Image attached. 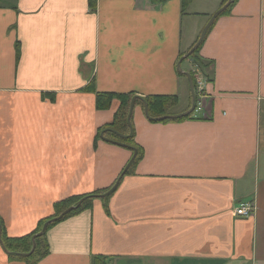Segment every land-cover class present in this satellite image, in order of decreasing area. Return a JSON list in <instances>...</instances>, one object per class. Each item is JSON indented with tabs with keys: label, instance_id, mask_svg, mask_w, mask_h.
Masks as SVG:
<instances>
[{
	"label": "crops",
	"instance_id": "obj_1",
	"mask_svg": "<svg viewBox=\"0 0 264 264\" xmlns=\"http://www.w3.org/2000/svg\"><path fill=\"white\" fill-rule=\"evenodd\" d=\"M223 1L0 3V238L111 187L49 226L31 263L0 239V264H264V0H234L215 20L202 69L185 57ZM182 58L193 112L153 120L135 102L131 134L110 129L129 144L107 137L121 100L101 109L100 93L191 109ZM244 203L256 206L248 217Z\"/></svg>",
	"mask_w": 264,
	"mask_h": 264
},
{
	"label": "trees",
	"instance_id": "obj_2",
	"mask_svg": "<svg viewBox=\"0 0 264 264\" xmlns=\"http://www.w3.org/2000/svg\"><path fill=\"white\" fill-rule=\"evenodd\" d=\"M189 0H183V6L188 5ZM228 0H224L223 4H226ZM225 13V12H224ZM199 48L195 50V52L191 55V57H196L197 52ZM195 62H197L200 66V68H203V63L198 62L197 59H195ZM98 100H97V105L99 108H107L109 106V103H111L113 98H119L121 100V107L118 110V112L115 115V121L113 124L105 128L103 131H105V134L107 137L121 141L125 144H129V141L131 140V137L128 139H122L116 134H114L111 130L118 131L122 133L123 135H129L131 134V129L128 126L127 118L130 110V105L132 99L135 97L133 94L131 95H126V94H115V93H100L98 94ZM136 103H142V104H147L148 108V113L150 118H158L166 115H170V109L177 103V98L175 96H167V95H153V96H148L146 98H137ZM129 171V170H128ZM111 190V187L105 190L97 191L91 194H86V195H80V196H72L66 200L56 202L54 204V213L42 220L38 226V228L32 232L31 234L21 236V237H7L5 235V229L3 226V241L5 246L9 249L11 254H20V253H28L32 250L33 247V242L32 238L33 236L40 232L42 230L43 225L48 221L51 220L55 217H58L62 212H64L67 208L76 205L80 200L84 199L82 204L74 211H72L69 214L77 213L85 208H88L92 205V201L96 195H103L106 194L107 192ZM111 193L105 195L102 198L104 200H107L109 198ZM68 214V215H69ZM68 215L64 216L67 217ZM54 222H52L49 226L53 225ZM48 226V227H49ZM48 245L46 241V233H44L41 237H37L36 239V249L34 253L32 254V257H24L28 262L31 263V259L37 260L39 257H42L47 253ZM99 258L95 257V264L98 263Z\"/></svg>",
	"mask_w": 264,
	"mask_h": 264
},
{
	"label": "water",
	"instance_id": "obj_3",
	"mask_svg": "<svg viewBox=\"0 0 264 264\" xmlns=\"http://www.w3.org/2000/svg\"><path fill=\"white\" fill-rule=\"evenodd\" d=\"M234 0H228V2L226 4H224L221 8H219L213 15L212 17L210 18V20L208 21V23L206 24V26L203 28L202 30V33L198 39V41L196 42V44L191 48V50L185 55V57H189L199 46L200 44L203 42L209 28L212 26V24L215 22V20L233 3ZM184 58L181 59L178 67H179V70L180 72H182L183 74H185L188 78H189V82H190V87H191V92L193 94V104L191 106V109L190 110H187L186 112H183L181 114H177V115H166V116H162V117H159V118H154L153 120H164V119H175V118H181V117H185V116H188L190 115L193 110L195 109V91H194V83H193V78L191 76V74L189 72H185L182 68H181V62ZM135 100L136 98H133L132 100V103H131V106H130V111H129V115H128V123L129 125L131 126V119H132V115H133V112H134V105H135ZM145 115L147 118L149 119H152L149 117V113H148V108H147V104L145 103ZM122 136L124 137L125 135L122 134ZM120 143V142H119ZM122 145H125L123 143H120ZM128 168H125V170L123 171V173L120 175L119 179L117 180L116 184L114 185V187H116L121 178L124 176V174L126 173V170ZM113 187V188H114ZM84 201V199L80 200L76 205L74 206H71L69 208H67L64 212H62L58 217H55L51 220H48L42 227V230L38 233H36L33 238H32V242H33V247H32V250L28 253H21V255H24V256H30L34 253L35 249H36V239L37 237H41L47 230L48 226L52 223V222H55V221H58L60 219H62L64 216H66L68 213H70L71 211L77 209L81 204L82 202ZM0 235H1V228H0ZM1 239V244L2 246L5 248V250H7V248L5 247V244H4V241ZM8 251V250H7Z\"/></svg>",
	"mask_w": 264,
	"mask_h": 264
},
{
	"label": "built area",
	"instance_id": "obj_4",
	"mask_svg": "<svg viewBox=\"0 0 264 264\" xmlns=\"http://www.w3.org/2000/svg\"><path fill=\"white\" fill-rule=\"evenodd\" d=\"M206 93L202 86H199L198 88V94H197V105H196V115L199 114L203 108V103L205 100ZM256 206L248 203L241 204L237 210L236 213L243 217H248L253 214Z\"/></svg>",
	"mask_w": 264,
	"mask_h": 264
},
{
	"label": "rangeland",
	"instance_id": "obj_5",
	"mask_svg": "<svg viewBox=\"0 0 264 264\" xmlns=\"http://www.w3.org/2000/svg\"><path fill=\"white\" fill-rule=\"evenodd\" d=\"M9 1H12V0H0V3H1V5H5V4H8ZM199 36H200V35H199ZM197 49H198V48H197ZM191 58L196 59L195 57H191ZM16 257H17V256H16Z\"/></svg>",
	"mask_w": 264,
	"mask_h": 264
}]
</instances>
